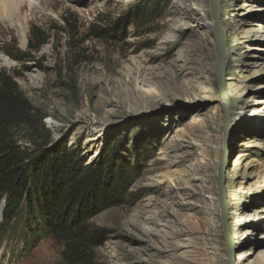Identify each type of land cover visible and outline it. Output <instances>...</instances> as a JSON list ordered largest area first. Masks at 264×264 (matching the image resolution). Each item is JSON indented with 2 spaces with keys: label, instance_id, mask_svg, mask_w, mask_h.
Here are the masks:
<instances>
[{
  "label": "rangeland",
  "instance_id": "374dc122",
  "mask_svg": "<svg viewBox=\"0 0 264 264\" xmlns=\"http://www.w3.org/2000/svg\"><path fill=\"white\" fill-rule=\"evenodd\" d=\"M217 9L226 115L209 0H24L22 30L0 22V70L46 131L19 145L115 177L86 221L91 264H226L223 152L231 264H264V0ZM2 211L0 264H68L22 214L3 229Z\"/></svg>",
  "mask_w": 264,
  "mask_h": 264
},
{
  "label": "trees",
  "instance_id": "16d2710c",
  "mask_svg": "<svg viewBox=\"0 0 264 264\" xmlns=\"http://www.w3.org/2000/svg\"><path fill=\"white\" fill-rule=\"evenodd\" d=\"M135 15L143 16L140 10ZM32 37L35 44L30 41L29 50L44 44L40 34ZM31 111L14 77L0 70L2 228H9L20 213L23 228H37L41 238L63 247L66 263L91 264L92 247L100 237L90 234L86 221L100 206H110L105 205V194L115 177L107 167H85L65 147L44 152L45 144L36 149L19 145L20 132H46L43 119H36Z\"/></svg>",
  "mask_w": 264,
  "mask_h": 264
},
{
  "label": "water",
  "instance_id": "95a60500",
  "mask_svg": "<svg viewBox=\"0 0 264 264\" xmlns=\"http://www.w3.org/2000/svg\"><path fill=\"white\" fill-rule=\"evenodd\" d=\"M210 1V10L211 15L213 19V30L215 34V38L218 45L219 50V61H218V71H219V84H220V97L223 101V112L226 115L227 111V99L225 95V88L223 85V73H224V48L222 43V28L220 24V19L218 16V9H217V3L218 0H209ZM225 173H226V162H225V152L222 153L219 167H218V173H217V182H218V195L217 198L219 200V207L221 210V216L223 220V230H222V237L225 243L226 251H227V262L226 264H231L232 262V252H231V240L230 236L228 234V228L226 225V216H225V185H226V179H225Z\"/></svg>",
  "mask_w": 264,
  "mask_h": 264
},
{
  "label": "bare ground",
  "instance_id": "6f19581e",
  "mask_svg": "<svg viewBox=\"0 0 264 264\" xmlns=\"http://www.w3.org/2000/svg\"><path fill=\"white\" fill-rule=\"evenodd\" d=\"M23 4L24 0H0V22L7 21L12 27L22 30L23 24L19 19ZM225 95L228 103L230 95L226 92Z\"/></svg>",
  "mask_w": 264,
  "mask_h": 264
}]
</instances>
